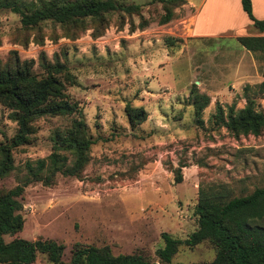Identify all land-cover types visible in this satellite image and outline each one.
I'll return each mask as SVG.
<instances>
[{
	"label": "rangeland",
	"instance_id": "374dc122",
	"mask_svg": "<svg viewBox=\"0 0 264 264\" xmlns=\"http://www.w3.org/2000/svg\"><path fill=\"white\" fill-rule=\"evenodd\" d=\"M122 1L142 5L148 25L139 28L137 14L112 12L103 29L87 22L74 37L52 21L25 28L17 13L0 10V62H10L15 52L33 61L37 76L45 75L43 63H62L70 74L60 76L66 99L78 107L72 115L33 122L30 141L12 148L14 168L0 178V192L22 183L26 161L47 157L53 132L74 119L84 120L94 141L78 175L56 174L48 185L34 181L24 187L23 227L4 236L54 240L63 245V262L85 246L158 261L163 232L185 239L196 229L199 187L222 184L232 196H242L264 186V130L235 136L214 118L216 105L240 108L244 95L264 111L257 87L264 54H251L237 40L257 31L240 0H206L198 11L185 0L166 24L157 22L159 0ZM253 11L262 14L264 0H254ZM168 37L174 45L166 44ZM192 90L209 97L199 120ZM127 105L143 108L145 119L132 126ZM8 113L0 103V145L16 132ZM259 222L264 226V219ZM215 253L208 240L180 245L170 264L210 262ZM32 264L52 263L38 253Z\"/></svg>",
	"mask_w": 264,
	"mask_h": 264
},
{
	"label": "trees",
	"instance_id": "16d2710c",
	"mask_svg": "<svg viewBox=\"0 0 264 264\" xmlns=\"http://www.w3.org/2000/svg\"><path fill=\"white\" fill-rule=\"evenodd\" d=\"M26 4L22 0H0V10L17 13L25 28H38L43 21H52L71 31L74 37L92 22L97 30L106 25L107 15L112 12L140 18L139 28L148 25L141 14L142 5L122 0H38ZM162 13L158 24H166L174 18V8L185 4V0H159ZM243 11L254 27L264 30V18L258 19L252 12L251 0H240ZM131 28L134 25L131 21ZM102 29L100 31H102ZM238 42L251 52L264 54V36L241 35ZM173 38H166L167 45H174ZM10 62H0V103L9 110V117L17 124L16 132L8 143L0 145V178L13 170L12 148L30 141L35 128L33 122L44 115H72L78 107L66 99L64 83L60 76L70 78L65 66L56 62L43 63L45 75L37 76L32 60H20L15 52ZM262 80L257 84L264 99V66ZM250 87H244L245 92ZM197 120L209 97L191 91ZM246 104L240 108L229 105L224 109L216 105L215 122L231 134L238 136L258 135L264 130V111L255 108L254 99L244 95ZM129 123L134 126L146 117L143 108L126 106ZM52 151L45 158L26 161L25 178L13 188L0 192V264H32L38 253L46 254L52 264H170L180 245L194 247L204 240L216 249L210 262L190 264H264V186L251 193L232 196L222 184L199 187L195 214L197 227L187 238H174L163 232V246L156 250L158 261H148L140 254L111 253L109 247H76L69 262L61 260L63 245L51 239L28 240L12 236L23 227L20 196L24 187L34 181L46 185L56 174L78 175L89 158L90 146L94 142L83 119H74L71 126L56 129L52 136ZM69 155V156H68ZM177 174H180L177 173ZM179 179V177H177Z\"/></svg>",
	"mask_w": 264,
	"mask_h": 264
},
{
	"label": "crops",
	"instance_id": "0c3cea01",
	"mask_svg": "<svg viewBox=\"0 0 264 264\" xmlns=\"http://www.w3.org/2000/svg\"><path fill=\"white\" fill-rule=\"evenodd\" d=\"M188 1V3H189V5H194V6H196V8H197V11H198V7L199 6H201L202 7V5H203V3L204 2H206V0H201V3L199 4V5H197V4H195V2H192L191 0H187ZM252 1V12H253V15L255 16V17H257L258 19H262V18H264V12L262 13V14H260V15H256L255 14V12L253 11V3H254V0H251ZM196 18H197V14L195 15V20H196ZM249 19V18H248ZM249 24H252V21L249 19ZM253 25V24H252ZM195 26H196V22H195ZM256 28V27H255ZM257 29V28H256ZM196 29H192V33H193V31H195ZM247 35H253V36H264V30H259V29H257V31H254V32H252L251 34H247ZM239 36H241V35H239ZM247 50V49H246ZM249 51V50H248ZM251 54H253V53H260V52H251V51H249Z\"/></svg>",
	"mask_w": 264,
	"mask_h": 264
}]
</instances>
